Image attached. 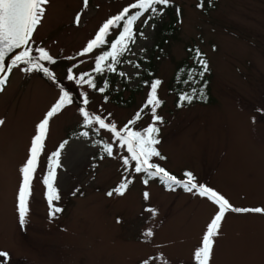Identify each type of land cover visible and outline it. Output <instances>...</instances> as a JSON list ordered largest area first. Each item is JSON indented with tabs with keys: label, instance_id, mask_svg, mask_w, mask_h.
Listing matches in <instances>:
<instances>
[{
	"label": "rangeland",
	"instance_id": "obj_1",
	"mask_svg": "<svg viewBox=\"0 0 264 264\" xmlns=\"http://www.w3.org/2000/svg\"><path fill=\"white\" fill-rule=\"evenodd\" d=\"M129 1L88 0L85 8L83 0H50L46 6L30 42L33 55L43 47L56 57L49 69L79 103L49 123L23 228L17 211L19 169L38 123L60 92L22 65L6 74L0 91V251L10 254L7 264H196L194 252L218 206L195 190H170L154 180L145 184L132 161L127 168L123 164L122 157L129 154L110 133L101 130L97 135L85 128L81 92L89 94L90 112L111 113L109 119L122 128L146 97L144 82L160 79L158 96L164 103L157 113L164 122L156 148L164 159L153 157L152 162L181 180L185 172L193 173L198 184L222 194L234 207L264 208V115L257 111L264 109V0H205L203 9L197 7L199 0H172L169 12L150 22L154 28L143 27L147 39L137 37L132 52L121 58L140 68L118 65V72L131 78L115 73L113 87L120 93L115 102H106L99 92L68 81L66 73L69 67L76 74L92 69L97 50L86 57L78 52ZM77 13H82L79 25L74 22ZM169 23V32L163 33ZM197 48L209 71L197 84L177 85L181 73L187 78L185 68L200 70L194 59ZM205 82L206 99L177 107L176 85L180 94ZM145 113L133 126L136 130L151 123L150 112ZM101 140L113 142V156L102 152ZM61 144L56 180L61 199L54 204L63 211L50 218L42 179ZM125 177L132 183L124 195L109 196ZM148 230L151 237L144 235ZM210 264H264V213H226Z\"/></svg>",
	"mask_w": 264,
	"mask_h": 264
},
{
	"label": "snow or ice",
	"instance_id": "obj_2",
	"mask_svg": "<svg viewBox=\"0 0 264 264\" xmlns=\"http://www.w3.org/2000/svg\"><path fill=\"white\" fill-rule=\"evenodd\" d=\"M50 0H0V73H10L14 68L21 64L27 65L22 69L27 72H42L49 79L55 80L54 72L45 65L55 64L56 60L43 47H37L35 52L38 55H33L34 49L31 47L33 34L46 14V6ZM84 7L87 8L88 0H83ZM172 6V0H134V2L125 6L118 14L108 18L98 29L93 39L89 40L86 46L77 54L79 57H86L93 54L97 49H104L108 46L109 50H102L94 56V66L89 71L74 73L73 68H69L66 73V79L74 82L77 86H87L103 94L108 91L109 81L105 79L103 86H98L96 77L93 75H103L105 72L117 73L121 77L130 79L126 72H118L117 66L122 63L131 64L134 68L139 69L140 64L131 60H122L126 54L132 52V45L137 42V37L147 39L142 30L143 27H155V23L151 21L158 20L163 17L165 10ZM198 8L205 7V0H199ZM179 14L180 10L177 9ZM82 13H77L74 22L79 25L81 22ZM143 18V20H142ZM142 20V25L137 27L138 21ZM112 36V39L109 37ZM17 49H23L18 52L12 59L11 63L7 64V59L10 54ZM141 52L146 49L141 48ZM194 59L200 66V70L193 68L188 70L185 75L186 79H181V83L197 84L203 80L204 74L209 71L208 61L204 59V54L197 48L194 50ZM74 59V58H72ZM80 64L85 63L84 60L79 61ZM79 65H74L78 67ZM138 76L139 73L137 72ZM199 77V80L197 79ZM7 82V76H0V91H3V86ZM149 87L147 99L135 114V116L127 122L122 128H118L116 122L110 120L111 113L101 116L90 112L88 105L90 98L88 92H81V106L79 112L83 117L85 128H92L93 132L99 135L101 130H106L110 133L111 140L119 145L120 148H126L128 156L122 157L123 164L130 166V161L134 163L135 173H144L146 178L144 183L147 184L149 179H159L170 190H175V186L182 187L185 191L192 192L195 190L198 195L206 197L208 200L218 206V211L207 225L205 234L203 235L201 246L197 247L194 252V260L196 264H210L214 250V238L218 236L221 228V222L228 212L236 213H264V208H237L220 193L214 189L196 182V177L191 172H185L186 179L181 180L175 175L169 173L165 168L153 163V157L164 159L161 153L157 150L156 145L160 143L158 139L160 126L163 124V117L158 115L159 109L164 101L158 96V89L162 81L153 79L151 82H144ZM206 83L199 89L193 87L190 92H182L179 94L177 107H183L185 104H191L194 99H206L205 87ZM107 102L108 97H104ZM75 103L72 94L61 87L60 95L53 106L45 114L36 127V134L33 136L29 148V155L24 164L20 167L21 183L17 193V211L20 226L23 228L27 223L29 213V199L32 195L33 180L37 174V169L40 162V157L45 150V140L49 132V123L53 117L59 114L67 106ZM151 114V123L142 130H136L133 126L138 121L142 120L145 110ZM264 115V109H258ZM255 117L253 123H255ZM4 123L0 120V125ZM96 127H93V126ZM83 136H88L89 132L82 133ZM113 142L100 141L102 151L111 157L114 154ZM64 144L60 145L62 150ZM61 151L53 152L49 158V167L42 182L46 187V200L49 205V216L54 218L57 213L63 211L62 208L55 206L54 202H58L61 197L58 187L56 186L57 169L61 166L60 163ZM132 183L130 179L125 177L121 183L109 192L111 196L113 192L118 195H124L129 185ZM145 199H148V193L145 194ZM155 214V210L148 209ZM146 237L153 235L151 230L144 234ZM10 254L0 251V264H7ZM142 264H149L148 260ZM164 264H167L165 261Z\"/></svg>",
	"mask_w": 264,
	"mask_h": 264
},
{
	"label": "trees",
	"instance_id": "obj_3",
	"mask_svg": "<svg viewBox=\"0 0 264 264\" xmlns=\"http://www.w3.org/2000/svg\"><path fill=\"white\" fill-rule=\"evenodd\" d=\"M132 2H134V0H132V1H129L127 4H125L123 7H121V9L119 10V12L125 7V6H127V5H129L130 3H132ZM168 12H169V8L168 9H166ZM118 12V13H119ZM118 13H116V14H118ZM116 14H114V15H116ZM113 15V16H114ZM170 15H171V17L173 18V16H172V14H171V12H170ZM110 18V17H109ZM171 23H169V26L167 27V29H165L164 31H163V33H168L169 32V28H170V25ZM113 37L112 36H110L109 37V39H112ZM102 50H109L108 49V46H105L104 47V49H97V52L93 55V60H92V68H93V66H94V56L96 55V54H99L100 53V51H102ZM79 53V52H78ZM125 57V56H124ZM124 57H122V59L124 58ZM53 58L56 60V57H54L53 56ZM45 63V65L49 68V66L50 65H52V64H48L47 62H44ZM22 66H24V67H27V65H24V64H21ZM189 67V66H188ZM70 68V67H69ZM148 70V69H147ZM189 69L188 68H185L184 69V71L185 72H187ZM149 71V70H148ZM38 74H40L41 76H42V78L49 84V85H51V86H53L54 88H56V89H58L59 90V92H60V90H61V87H63V88H65L66 90H68L71 94H72V96L74 97V99H75V102H77V103H79L78 102V100L76 99V97H75V95H74V93L63 83V81L61 80V79H55V80H52V79H49L47 76H45L42 72H37ZM183 75H184V73H181L180 74V79L178 78V80H177V85L180 83V80L181 79H183ZM94 76L96 77V81H97V84H98V86H103V81L105 80V79H107L108 81H109V88H108V91L107 92H105V93H103V94H101V93H99L100 95H103V97H105V96H107L108 97V100H110V101H112V102H115V94H118V93H120V91L119 90H115L114 89V81H115V79H116V77H115V73H108V72H105V74H103V75H99V74H95L94 73ZM149 80V78L147 79V81ZM153 80V78L151 79V81ZM150 81V82H151ZM177 85H176V89H175V93H176V95H178L179 96V86L177 87ZM93 90V89H92ZM94 91H96V90H94ZM98 92V91H97ZM148 92H149V87H148V90H147V93H146V97H145V99H144V101H143V103H142V105L144 104V102L146 101V99H147V94H148ZM59 95H60V93H59ZM178 96H177V98H178ZM142 105H141V107H142ZM140 107V108H141ZM140 110V109H139ZM135 116V115H134ZM133 116V117H134ZM132 117V118H133ZM131 118V119H132ZM130 119V120H131ZM65 140H67V139H64V141ZM100 144V143H99ZM99 148H101V150H102V147L99 145ZM103 152V151H102ZM133 163H135V162H133ZM139 175H140V178H141V180L142 181H144V179L146 178V176H145V174L144 173H138ZM150 180H154L155 182H156V184H158V185H161L162 187H164V188H168V187H166L163 183H161L160 182V180L157 178V179H149V181ZM175 188H181V189H183L182 187H178V186H175Z\"/></svg>",
	"mask_w": 264,
	"mask_h": 264
},
{
	"label": "water",
	"instance_id": "obj_4",
	"mask_svg": "<svg viewBox=\"0 0 264 264\" xmlns=\"http://www.w3.org/2000/svg\"><path fill=\"white\" fill-rule=\"evenodd\" d=\"M23 49H17L14 53L10 54L8 59H7V64H10L11 63V59L16 55L18 54V52L22 51ZM6 73H0V76H5Z\"/></svg>",
	"mask_w": 264,
	"mask_h": 264
}]
</instances>
